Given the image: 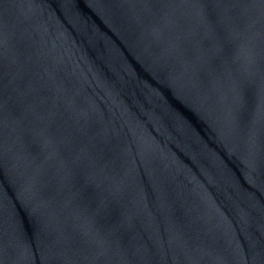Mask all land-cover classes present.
<instances>
[{"label": "water", "instance_id": "obj_1", "mask_svg": "<svg viewBox=\"0 0 264 264\" xmlns=\"http://www.w3.org/2000/svg\"><path fill=\"white\" fill-rule=\"evenodd\" d=\"M0 264H264V0H0Z\"/></svg>", "mask_w": 264, "mask_h": 264}]
</instances>
